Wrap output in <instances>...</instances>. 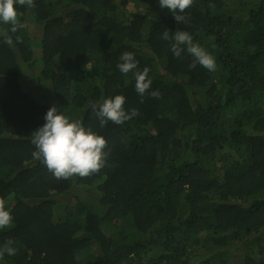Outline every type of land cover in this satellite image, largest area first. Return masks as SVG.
Here are the masks:
<instances>
[{
  "label": "trees",
  "instance_id": "obj_1",
  "mask_svg": "<svg viewBox=\"0 0 264 264\" xmlns=\"http://www.w3.org/2000/svg\"><path fill=\"white\" fill-rule=\"evenodd\" d=\"M34 4L17 6V31L0 23V202L13 217L0 249H15L0 264H196L198 246L239 241L251 254L232 264H264V0H192L179 22L158 0ZM168 29L215 71L175 57ZM125 51L149 69L143 98L117 68ZM118 94L138 114L101 124L90 105ZM53 105L105 138L99 171L58 179L33 157Z\"/></svg>",
  "mask_w": 264,
  "mask_h": 264
},
{
  "label": "clouds",
  "instance_id": "obj_2",
  "mask_svg": "<svg viewBox=\"0 0 264 264\" xmlns=\"http://www.w3.org/2000/svg\"><path fill=\"white\" fill-rule=\"evenodd\" d=\"M161 8L169 10L176 21L181 20L178 13H183L189 8L192 0H158ZM27 5L29 9L35 6L34 0H0V23L10 24L11 31H17L18 26H22L18 21L17 6ZM170 30L162 34L164 40L171 39V52L175 57H180L182 51H187L193 57L189 67L194 68L197 64L209 71H215V57L199 44L194 43L193 36L187 31L176 30L172 36ZM4 43L9 47H14V42L10 36H6ZM118 70L127 74L133 72L135 78V91L143 98L146 90L150 89L152 80L149 77V69L145 67L142 71L138 69V61L134 53L125 51L120 56ZM153 97H158V91L149 93ZM123 95L107 97L99 104H91L90 107L96 117L101 120L112 121L122 124L138 113L135 109L126 110ZM31 143L35 146L33 157L39 160L53 173L56 178L67 179L74 174L80 177L88 176L99 171L105 163L106 153L103 149L106 140L103 136L86 127L80 120H71L66 115L65 110L61 111L55 105L51 106L45 116L44 123L31 134ZM13 222L10 210L3 202H0V229L8 227ZM11 241L8 242L10 244ZM4 253L14 255L15 249L5 246L0 249V256Z\"/></svg>",
  "mask_w": 264,
  "mask_h": 264
},
{
  "label": "rangeland",
  "instance_id": "obj_3",
  "mask_svg": "<svg viewBox=\"0 0 264 264\" xmlns=\"http://www.w3.org/2000/svg\"><path fill=\"white\" fill-rule=\"evenodd\" d=\"M129 6L130 7L128 8L130 9V11H135V9L133 8L134 5L129 4ZM29 26L32 29L33 23H29ZM80 190L82 189H79L78 191ZM262 236H264V228L262 231ZM262 245L264 246V240L262 241ZM249 246H250L249 244L245 245L241 241L234 242L232 245L222 249H210L208 246L206 247L198 246L194 252L196 254L194 262L196 264H203L202 260L204 258L207 259L209 258L210 264H222L223 262H226V264H232L234 261L242 262L244 261L243 258L245 256L251 254V251L249 250ZM251 246L253 248V246L255 245L253 244ZM255 252H257V249H255Z\"/></svg>",
  "mask_w": 264,
  "mask_h": 264
}]
</instances>
